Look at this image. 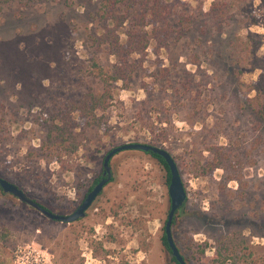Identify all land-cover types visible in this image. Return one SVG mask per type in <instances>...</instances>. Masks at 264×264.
Returning <instances> with one entry per match:
<instances>
[{"label": "rangeland", "instance_id": "rangeland-1", "mask_svg": "<svg viewBox=\"0 0 264 264\" xmlns=\"http://www.w3.org/2000/svg\"><path fill=\"white\" fill-rule=\"evenodd\" d=\"M163 5L164 22L146 36L160 35L164 45L153 37L142 38L145 49L127 46L120 35L118 50L136 60L132 75L103 85L93 81L92 64L116 59L91 38L103 34L98 0L1 6L0 177L49 211L69 215L100 177L107 152L166 138L162 145L186 192L171 232L195 258L189 264H214L216 254L217 264H264V122L259 126L244 105L262 72L229 60V43L248 38L244 48L249 55L256 49L264 68V6ZM235 55L246 56L240 49ZM90 91L106 99L111 91L107 107L95 113L99 127L88 124V111L75 109ZM138 116L155 132L132 130ZM110 166V182L71 224L48 220L0 190L3 257L10 264H173L161 242L170 207L164 169L140 151L120 152Z\"/></svg>", "mask_w": 264, "mask_h": 264}, {"label": "trees", "instance_id": "trees-1", "mask_svg": "<svg viewBox=\"0 0 264 264\" xmlns=\"http://www.w3.org/2000/svg\"><path fill=\"white\" fill-rule=\"evenodd\" d=\"M10 0H0V11L1 6L3 4H7ZM19 3H22L23 6L28 4L30 1H38V0H18ZM231 1V0H228ZM262 6H264V0H259ZM164 0H98V11L96 14V22L100 25H102V33L99 36H91L92 41L97 44L98 47L106 45L108 49H110L112 55L115 56L116 62L113 65L108 64L107 66H101L98 62H95L92 64L93 68L95 69V75L93 76V81L95 80V83L103 85L105 83H108L111 81L112 83H118L119 81L125 82V80L129 79L133 72V63H136V60L130 58V55L128 53L121 52L118 50L117 47H120L119 41H120V35H125L126 38H128V42L126 43L127 46H130L131 44H134L136 46L141 45V48H146V42L147 40L142 38H153L155 40L160 41V46L162 47L164 45V38H160V35L157 36H149L146 35H156L155 34V26L154 23L157 21H162L166 18L165 9L166 6L163 5ZM211 9V8H210ZM127 24V28L124 29V26ZM148 26H152L150 31H146V28ZM124 29V30H121ZM109 38V40L105 42H101L97 38ZM135 38V40H132ZM248 38H237L234 40V43H229L230 46L235 49L234 53L229 55V60H232L233 64L235 65H244V62L247 61L248 63L245 64V71H254L255 69H260L261 74L259 75L257 83L250 88V92L254 91L255 95L252 98H249L245 101V106L249 109L250 114L256 119V122L259 126H263L264 122V68L260 65L262 62V59L258 58L256 56V49H253L252 52H250V55L247 52V49L244 48L245 46V40ZM146 41V42H144ZM237 49H240L241 52L245 53L246 56H241L238 58L235 55V52ZM132 63V64H129ZM244 71V72H245ZM111 91L109 92L107 99L111 98ZM107 99L104 98L100 94L93 93L90 91L85 100L80 101L76 106L75 109L80 114H84V109L88 111L84 115L86 117H90V122H88L89 125H101V116H97L95 113L97 111H103L107 107ZM83 105V106H82ZM82 106V107H81ZM139 128H146L147 130H150L151 133H154V127L152 123L143 120V118H140L139 116L135 118V121L131 123V129L135 130ZM128 131V130H127ZM131 131V130H130ZM166 141V138L164 141H159L158 138L156 139H150L148 142H145V144L159 147L164 149L163 142ZM136 143V141H135ZM165 150V149H164ZM169 154L170 152L166 150ZM150 158L156 160L164 169L165 171V178L167 185L170 181V174L168 167L165 163V161L160 157L157 156L151 152L145 153ZM173 158V157H172ZM174 159V158H173ZM214 166H208V170H212ZM99 177H96L92 183V185L88 188V192L94 187V185L99 181ZM182 210V209H181ZM180 210V211H181ZM177 211L173 217L172 220V227L176 224V218H177ZM167 219V218H166ZM166 222V221H165ZM165 225V223H164ZM164 230V227H163ZM172 233V232H171ZM173 237V235H172ZM7 239V233L2 232L0 230V242H4ZM174 240V238H173ZM162 245L165 249V251L170 255V250L168 248L165 235L161 237ZM174 243L176 247L179 250L180 255L183 257L184 261L189 264L191 261H195V258L193 256H186L185 253L181 251V249L178 247L177 241L174 240ZM204 253V250H201V254ZM229 259V258H227ZM171 261L173 264H178L173 257H171ZM212 263L217 264V254L215 257L211 258ZM0 264H10L8 260L3 257V255L0 253Z\"/></svg>", "mask_w": 264, "mask_h": 264}, {"label": "water", "instance_id": "water-1", "mask_svg": "<svg viewBox=\"0 0 264 264\" xmlns=\"http://www.w3.org/2000/svg\"><path fill=\"white\" fill-rule=\"evenodd\" d=\"M123 151H140L144 153L151 152L157 156H160L165 161L170 174V181L168 185V196L170 201V207L164 225V235L166 238L168 248L170 250V256L173 257L178 264H187L184 261L183 257L180 255L179 250L174 243L171 233V225H172L173 217L177 211H180L183 208L186 201V192L174 159L166 150L162 148L150 146L143 143H126L111 149L104 156L102 162V172L99 177L100 178L99 181L94 185L92 190L87 193L85 198L76 207V209L69 215H60L49 211L48 209L44 208L34 200L30 199L26 195V193H24L21 189H19L15 184L1 177H0V190L2 193L10 195L13 198H15L17 201L34 209L40 215H42L44 218L48 220L65 223V224H71L80 220L85 216V213L93 205L96 198L101 194L103 188L110 182L112 176L110 160L112 159L113 156Z\"/></svg>", "mask_w": 264, "mask_h": 264}, {"label": "flooded vegetation", "instance_id": "flooded-vegetation-1", "mask_svg": "<svg viewBox=\"0 0 264 264\" xmlns=\"http://www.w3.org/2000/svg\"><path fill=\"white\" fill-rule=\"evenodd\" d=\"M91 190H92V189H91ZM91 190H90V191H91ZM87 193H88V192H87ZM87 193H86V195H87ZM86 195H85V196H86ZM85 196H84V198H85ZM84 198H83V199H84ZM81 202H82V201H81Z\"/></svg>", "mask_w": 264, "mask_h": 264}]
</instances>
